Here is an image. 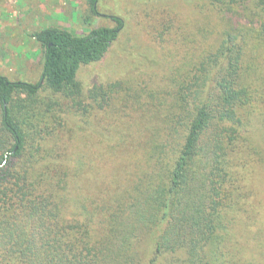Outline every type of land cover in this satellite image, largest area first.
<instances>
[{"label": "trees", "instance_id": "16d2710c", "mask_svg": "<svg viewBox=\"0 0 264 264\" xmlns=\"http://www.w3.org/2000/svg\"><path fill=\"white\" fill-rule=\"evenodd\" d=\"M199 9L215 21L164 23L162 41L181 34L185 58L132 91L135 116L123 119L141 128L121 135L108 172L79 136L120 82L86 91L78 75L105 57L124 18L86 34L33 32L37 82L0 72V264H264V0Z\"/></svg>", "mask_w": 264, "mask_h": 264}, {"label": "rangeland", "instance_id": "374dc122", "mask_svg": "<svg viewBox=\"0 0 264 264\" xmlns=\"http://www.w3.org/2000/svg\"><path fill=\"white\" fill-rule=\"evenodd\" d=\"M172 1L99 0V14H95L89 0H0V72L13 80L37 82L43 69V49L32 36L33 32L56 26L86 34L94 27L116 26L113 15L124 18L125 25L105 57L83 65L78 75L86 91L96 85L120 82L116 89L118 98L112 99L110 108L102 112L101 121L92 119L80 129L84 138L79 136L81 144H97L101 154L99 166L102 172H108L116 166L121 148L127 146L121 143V135L127 131L137 135L141 128L136 121L123 119L135 116V106L129 102L132 91L141 93L137 89L153 86L171 75L173 66L185 58L186 51L178 41L181 34L169 32L162 41L160 34L164 23L174 22L185 30L192 27L189 21L202 23L207 15L208 20L215 21V13L207 14L199 9L206 0H175L177 18L174 11L167 13ZM181 10L185 13L181 14ZM75 142L77 146V140ZM111 144L118 145V153L108 146Z\"/></svg>", "mask_w": 264, "mask_h": 264}]
</instances>
